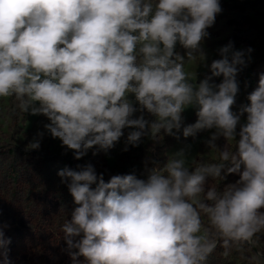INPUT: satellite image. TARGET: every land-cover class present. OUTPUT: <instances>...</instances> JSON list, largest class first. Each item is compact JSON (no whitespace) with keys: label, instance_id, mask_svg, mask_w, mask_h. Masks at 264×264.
<instances>
[{"label":"clouds","instance_id":"obj_1","mask_svg":"<svg viewBox=\"0 0 264 264\" xmlns=\"http://www.w3.org/2000/svg\"><path fill=\"white\" fill-rule=\"evenodd\" d=\"M221 12V0H0V97L48 121L28 150L47 133L80 160L122 138L126 152L145 136L209 131L205 145L218 153L192 166L186 146L163 165L146 160L145 178L106 181L91 163L59 170L73 199L61 231L74 264H207L218 246L227 254L264 235V73L233 111L254 49L229 41L206 65L211 75L185 73L188 60H207ZM189 108L197 119L185 124ZM229 174L239 179L221 190ZM10 242L0 228L4 264Z\"/></svg>","mask_w":264,"mask_h":264},{"label":"rangeland","instance_id":"obj_2","mask_svg":"<svg viewBox=\"0 0 264 264\" xmlns=\"http://www.w3.org/2000/svg\"><path fill=\"white\" fill-rule=\"evenodd\" d=\"M245 1L221 0L222 12L217 15L214 26L208 30L210 36L203 45L207 60L200 64L197 60H188L185 64V73L193 81L197 78L198 82L206 75H211L206 65L220 58L218 49L229 41L234 43L236 49L251 47L256 52L259 47L257 52L263 54L264 48H260L258 41L256 42L257 31L261 26L264 27L263 10H246ZM176 51L181 55L185 53L179 45ZM255 60V56L252 55V62L240 72L238 81L241 80V76L243 77V71L253 69L252 63ZM254 71L256 85L238 92L233 111H239L241 105L249 103L247 96L258 86L259 76L264 73V67ZM221 80L222 77L213 78V82L217 84ZM184 117L185 124L194 123L197 119L195 109H186ZM145 118L153 119L147 113ZM47 122L43 116H31L20 111L14 99L0 97V185L6 191L0 192V228L3 229L5 238H10L11 241L6 249L7 264H74L72 258L64 251L66 243L61 231L64 221L71 218L73 199L67 186L61 183V178L57 174L59 170L65 167L76 169L78 164L91 163L98 173L104 174V179L110 178L111 175L131 173L143 177L146 160H155L163 165L172 153L189 145L191 146L189 160L192 166L197 165L198 161L210 163L218 158V153L210 151L205 145L210 135L209 131L200 132L195 138H184L182 132L180 139L160 136L158 142L145 136L138 147L129 146L126 152L122 150L124 148L122 138L108 153L97 152L93 148L80 160L74 159L71 151L65 154L61 142L47 133L41 141L39 150H28L27 144L38 131L44 130L43 125ZM127 131L125 130V137ZM232 143L234 142H228L229 145ZM217 144L223 147L226 141L221 138ZM15 156L21 166L18 169L21 195L12 198L14 188L7 176L8 173L4 170ZM151 166L149 164V167ZM238 179L237 174H229L219 187L223 190ZM29 181L39 183L32 194L25 190ZM65 197L71 199L66 205L63 201ZM227 252L234 264H264V255H258L264 254V235L260 237L255 247L244 245L239 251L233 247ZM0 264H4L2 256Z\"/></svg>","mask_w":264,"mask_h":264},{"label":"trees","instance_id":"obj_3","mask_svg":"<svg viewBox=\"0 0 264 264\" xmlns=\"http://www.w3.org/2000/svg\"><path fill=\"white\" fill-rule=\"evenodd\" d=\"M246 10L249 11H255V10H263V18H264V0H246L244 2ZM257 27H259V25H256ZM258 41L260 48L263 47L264 48V27L261 26L259 28V30L257 31V36H256V42ZM255 48V47H254ZM255 51V49H254ZM252 52V55L255 56V61L252 63V68L250 71H243V77L241 76V80H239V91L244 90L245 88H247L248 86H255L256 85V79H255V69H261L262 67H264V52L262 55H260L257 51H259V47L257 49L256 52ZM238 78V77H237ZM199 164V161L197 162V165ZM196 166V165H193ZM21 166L18 163V159L15 156L14 160L12 161V163L4 170L8 173V178L9 180H11L14 191H13V196L12 198H14L16 195H21L19 193L20 190V173H19V168ZM120 175H124V174H120ZM138 178H145V176L143 177H138ZM109 178L106 177V181ZM37 185H39L38 182H34V181H29L27 184V187H25V190L28 194H32L34 192L35 189H37ZM18 187V188H16ZM13 190V189H12ZM18 190V191H17ZM0 192L5 193L6 191L3 189V187L0 185ZM11 198V199H12ZM63 200V199H62ZM64 203L65 205L67 204V202H70L71 199H69L68 197L64 198ZM207 264H234V262L232 261V259L230 258V255L225 254V249H223V247H217V249L212 253L211 256H209Z\"/></svg>","mask_w":264,"mask_h":264}]
</instances>
